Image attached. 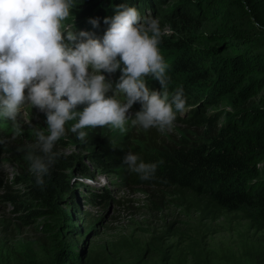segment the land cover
I'll use <instances>...</instances> for the list:
<instances>
[{
  "label": "rangeland",
  "instance_id": "obj_1",
  "mask_svg": "<svg viewBox=\"0 0 264 264\" xmlns=\"http://www.w3.org/2000/svg\"><path fill=\"white\" fill-rule=\"evenodd\" d=\"M247 1L264 6L263 0H234L232 10L242 21L251 16ZM104 2L98 0L83 5L74 0L75 6L64 25L77 36L84 31L94 38H102L109 26L104 19L113 17L117 8L107 9ZM185 6L182 0H165L154 9L138 10L142 17H152L159 22L162 32L159 49L168 65V81L179 77L175 65L180 52L173 44L188 41L187 32H191L190 44L202 46L196 41L197 37L215 31V26L206 22L189 30L176 27L175 22ZM90 19H98V27H94ZM64 35L66 37L67 32ZM163 38H174L172 45L165 47ZM65 43L72 46L67 40ZM101 74L114 88L120 71ZM146 79L152 90L153 79ZM210 100L201 106L206 109L205 118L212 119L217 127L237 118L240 102L235 94L222 91L212 94ZM83 107L80 105L76 110L82 111ZM140 108L141 105L136 103L130 112L134 115ZM190 108L177 113L172 130L163 133L155 128L145 131L129 123L123 133L108 127L85 129L88 136L82 141L70 131L74 121L68 122L65 135L53 148L65 166L62 174L67 189L57 191L58 207L66 216L64 220L48 213L49 209L32 194L36 177L30 171L27 155L30 152L42 155L34 147L35 133L43 130L47 134L46 115L35 107L25 106L17 120L21 127L19 135H16L11 120L0 117V264L48 262L55 240L65 241L82 260L91 264H165V261L178 264L180 260V264L262 262L264 232L252 222L255 217V224L259 222V226H264V219L258 212H223L210 218L198 208L192 194L184 201L189 204H184L170 191L162 193L164 199L156 209L150 201L152 189L134 181L122 163L123 156L129 151L148 153L162 160L181 140L191 144L202 138L208 139L209 129L187 124L186 120L191 118ZM102 142L116 150L115 164H111L114 161L106 155L113 153H105L100 147ZM9 197H15L22 206L14 205ZM33 212L38 214L31 215ZM193 247L198 250V257L192 253Z\"/></svg>",
  "mask_w": 264,
  "mask_h": 264
},
{
  "label": "clouds",
  "instance_id": "obj_2",
  "mask_svg": "<svg viewBox=\"0 0 264 264\" xmlns=\"http://www.w3.org/2000/svg\"><path fill=\"white\" fill-rule=\"evenodd\" d=\"M74 6V0H0V117L11 120L19 135L17 120L25 106L46 115L47 134L35 133L34 147L42 155H27L38 186L55 163L53 148L68 122L74 121L70 131L82 141L88 136L85 129L108 127L123 133L129 123L163 133L186 110L183 89L168 91L157 19L142 17L137 8L122 3L113 17L104 19L109 26L102 38L84 31L77 36L63 23ZM89 22L98 27V19ZM117 70L113 88L101 73ZM148 77L159 82L160 91L149 89ZM136 103L141 108L133 115ZM80 105L83 110L77 111ZM122 163L141 180H151L163 161L145 163L129 151Z\"/></svg>",
  "mask_w": 264,
  "mask_h": 264
},
{
  "label": "trees",
  "instance_id": "obj_3",
  "mask_svg": "<svg viewBox=\"0 0 264 264\" xmlns=\"http://www.w3.org/2000/svg\"><path fill=\"white\" fill-rule=\"evenodd\" d=\"M77 1L87 5L98 0ZM164 1L105 0L104 6L109 9L127 3L137 10L154 9ZM182 1L186 6L175 22L176 27L189 30L206 22L214 25L215 31L197 37L196 41L202 46L190 44L191 32H187L188 41L173 44L180 52L175 65L179 77L168 81V91L174 93L183 89L186 108L191 107L187 124L209 129L210 136L191 144L181 140L162 160L148 153H135L145 163L163 161L154 179L141 180L138 174L127 172L139 185L152 189L150 201L156 209L164 199L162 193L170 191L183 203L192 194L198 208L210 218L223 212L256 211L264 219V6L247 1L251 16L242 21L232 10L234 0ZM162 40L168 47L174 38ZM152 81V90L160 91L159 82ZM222 91L235 94L240 106L237 118L217 127L212 119L205 118L206 109L201 103L210 102L212 94ZM100 147L105 153H113L106 155L114 161L111 164H115L116 150L105 142ZM63 170L65 166L57 156L49 173L43 177L44 185L38 186L36 178L32 183L34 199L40 200L41 205L49 209L48 213L62 220L66 216L58 207L57 191L67 189ZM8 199L17 207L22 206L15 197ZM189 202L192 205V199ZM252 218L253 226L264 232V226H259V222L255 224V217ZM54 242L51 259L43 264H91L82 260L65 241ZM191 250L195 257L199 256L198 250L194 247ZM261 251L262 262L258 264H264V248ZM177 262L180 264L181 260ZM165 264L170 263L165 261Z\"/></svg>",
  "mask_w": 264,
  "mask_h": 264
}]
</instances>
